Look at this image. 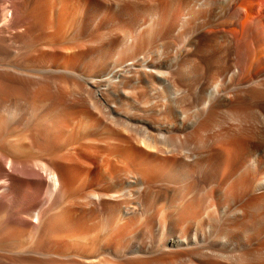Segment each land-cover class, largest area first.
I'll return each mask as SVG.
<instances>
[{"label":"bare ground","instance_id":"1","mask_svg":"<svg viewBox=\"0 0 264 264\" xmlns=\"http://www.w3.org/2000/svg\"><path fill=\"white\" fill-rule=\"evenodd\" d=\"M0 264H264V0H0Z\"/></svg>","mask_w":264,"mask_h":264}]
</instances>
